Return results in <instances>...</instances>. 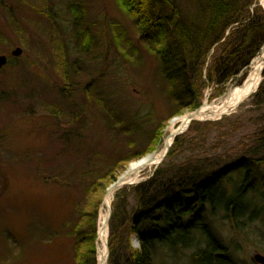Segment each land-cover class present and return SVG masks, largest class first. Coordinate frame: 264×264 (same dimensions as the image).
<instances>
[{
  "label": "rangeland",
  "instance_id": "1",
  "mask_svg": "<svg viewBox=\"0 0 264 264\" xmlns=\"http://www.w3.org/2000/svg\"><path fill=\"white\" fill-rule=\"evenodd\" d=\"M198 1L179 0L193 23L211 11L209 0ZM258 6L264 11L262 0H254L251 11ZM78 8L84 17L74 15ZM17 48L22 56L12 57ZM261 49L259 56L264 44ZM0 56L8 57L0 70V264H76L72 225L90 185L115 164L109 178L118 181L133 162L163 147L174 118L219 104L248 73L245 67L240 76L209 86L200 108L174 116L177 101L161 63L117 0H0ZM251 100L222 118H255L246 113ZM161 123L157 141L153 133ZM154 171L144 173L143 181ZM127 196L130 211L129 189ZM226 238L236 264H253L255 254L264 255V232L247 230L233 241L227 231ZM132 245L140 247L136 236ZM196 248L172 253L161 246L155 263L193 264Z\"/></svg>",
  "mask_w": 264,
  "mask_h": 264
},
{
  "label": "trees",
  "instance_id": "2",
  "mask_svg": "<svg viewBox=\"0 0 264 264\" xmlns=\"http://www.w3.org/2000/svg\"><path fill=\"white\" fill-rule=\"evenodd\" d=\"M117 1L161 63L177 101L174 116L200 108L209 85L238 75L264 44V11L260 6L251 11L254 0L243 4L241 0H209V16L197 23L185 15L179 0ZM73 12L84 17L80 8ZM250 104L253 108L246 113L256 115L251 120L238 115L192 123L175 139L152 178L117 193L108 264H156L161 246L172 253L196 246L193 264H236L234 252L225 243L226 232L232 233L233 241L247 230L264 232V81ZM164 127L161 123L154 131L157 141L162 140ZM214 128L219 134L212 139ZM117 166L111 167L108 179L90 185L85 207L72 225L76 264H98L99 210L111 182L117 181V176L109 178ZM128 189L134 199L130 211ZM133 236L139 240V249L132 245Z\"/></svg>",
  "mask_w": 264,
  "mask_h": 264
},
{
  "label": "bare ground",
  "instance_id": "3",
  "mask_svg": "<svg viewBox=\"0 0 264 264\" xmlns=\"http://www.w3.org/2000/svg\"><path fill=\"white\" fill-rule=\"evenodd\" d=\"M262 1L264 2V0ZM263 72L264 53L261 56L258 54L251 61L248 66V73L245 75L242 85L233 88L230 92L225 94V96L219 100V104L210 105L209 103H205L203 107L192 116H187L186 114L184 116L174 118L171 121V125L168 130L169 133L165 138L163 147L158 152L144 156L143 158L133 162L128 171L124 174L129 177L128 183L125 185H136L146 178L143 176L144 173H152L163 162L169 146L173 144L175 137L184 133L188 129L192 119L212 120L223 116L225 117V115H230L236 111L238 107L243 104V102L257 92L259 85L263 80ZM237 76L240 75H236L235 77ZM116 192L117 189L107 192L104 202L105 209H103L99 217V264H108V248L106 243L109 236L108 219L111 211V214L113 215L112 203Z\"/></svg>",
  "mask_w": 264,
  "mask_h": 264
},
{
  "label": "water",
  "instance_id": "4",
  "mask_svg": "<svg viewBox=\"0 0 264 264\" xmlns=\"http://www.w3.org/2000/svg\"><path fill=\"white\" fill-rule=\"evenodd\" d=\"M22 54H23V50H22L21 48H17V49H15V50L12 52V56H13V57H16V58L22 56ZM7 64H8V58H7L6 56H0V70L3 69ZM198 111H199V110H197V111H195V112H193V113H190V114H188L187 116H192V115L196 114ZM194 121H198V120H197V119H192L191 123L194 122ZM191 123H190V125H191ZM190 125H189V127H190ZM177 136H178V135H177ZM177 136H176V137H177ZM171 147H172V145L169 146V149H168V151H167V154L169 153ZM167 154H166V156H167ZM166 156H165V157H166ZM164 159H165V158H164ZM128 180H129V177H127L126 175L121 176L115 184L111 185V186L108 188L107 192H109V191H111V190H114V189H117V191L120 190V189H122L124 186H126L125 184L128 183ZM123 185H124V186H123ZM106 196H107V194H106ZM106 196H105V198H106ZM104 202H105V199H104ZM111 213H112V211H111ZM111 213H110V217H109V219H108V224H110V219H111V216H112ZM109 228H110V226H109ZM106 243H107L108 257H109V244H108V240H107ZM251 260H252V262H253L254 264H264V255H262V254H258V253H257V254H255V255L252 257Z\"/></svg>",
  "mask_w": 264,
  "mask_h": 264
}]
</instances>
